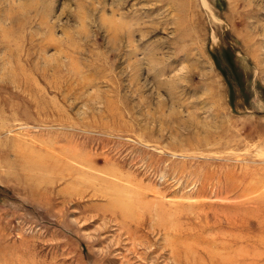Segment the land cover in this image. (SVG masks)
Instances as JSON below:
<instances>
[{
  "label": "rangeland",
  "instance_id": "obj_1",
  "mask_svg": "<svg viewBox=\"0 0 264 264\" xmlns=\"http://www.w3.org/2000/svg\"><path fill=\"white\" fill-rule=\"evenodd\" d=\"M0 264H264V0H0Z\"/></svg>",
  "mask_w": 264,
  "mask_h": 264
}]
</instances>
